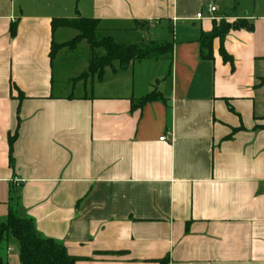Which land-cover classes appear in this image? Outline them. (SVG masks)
I'll use <instances>...</instances> for the list:
<instances>
[{
  "label": "crops",
  "instance_id": "obj_1",
  "mask_svg": "<svg viewBox=\"0 0 264 264\" xmlns=\"http://www.w3.org/2000/svg\"><path fill=\"white\" fill-rule=\"evenodd\" d=\"M78 17L172 59L115 64L108 87L68 78L76 49L50 54L76 36L52 22ZM221 20L249 27L226 37L232 63L219 41L202 61ZM263 79L264 0H0V223L32 219L76 264H264ZM19 254L9 236L6 264Z\"/></svg>",
  "mask_w": 264,
  "mask_h": 264
},
{
  "label": "trees",
  "instance_id": "obj_2",
  "mask_svg": "<svg viewBox=\"0 0 264 264\" xmlns=\"http://www.w3.org/2000/svg\"><path fill=\"white\" fill-rule=\"evenodd\" d=\"M244 21L229 22L221 20L214 22L213 29L202 32L200 44V60L212 61L214 59V43H220V55L224 62L232 63L233 59L225 50V40L228 34L234 30L248 28ZM58 29H70L77 32V36L69 43L52 46L51 58L53 59L65 48H76L78 44L87 42L92 50H103L102 55H96L90 62L89 69L77 81L97 78L102 81L107 69H114L118 64L121 69H127L132 63L145 60H171L173 45L171 43L150 44L148 47L125 45L118 43L112 36L101 38L100 21L88 18L55 19L52 22V31ZM13 34L15 27H13ZM264 84V79L261 81ZM162 101L156 91L133 104L134 109H141L145 105ZM17 140V134L9 140L11 165H13V147ZM9 236H13L19 244V257L21 264H76L80 259L71 256L63 244L53 239L42 238L36 231L32 219H21L11 212L6 222L0 223V264H6L3 250ZM166 264V263H161Z\"/></svg>",
  "mask_w": 264,
  "mask_h": 264
},
{
  "label": "rangeland",
  "instance_id": "obj_3",
  "mask_svg": "<svg viewBox=\"0 0 264 264\" xmlns=\"http://www.w3.org/2000/svg\"><path fill=\"white\" fill-rule=\"evenodd\" d=\"M205 12V10H204ZM66 32H64V39L67 41L72 40L75 36H77V32H75L74 30H70V29H66ZM141 29V33L145 34V31H143ZM99 36L101 38L104 37H108L110 36V33L108 31H106L103 27L100 28V32H99ZM147 39L146 38H141L140 42L142 43L140 45V47H145L148 46L149 43H147ZM76 50L74 52H69L65 51L63 53H61L59 55L58 58V62L57 65L58 66H63L64 65V69L65 70V74L68 75V78H73V77H81L84 73H86L89 69V63L91 62L92 58L96 55H102L103 54V50L101 49H96V50H92V48L90 47V45L87 42H82L81 44H78L77 47L75 48ZM61 75V74H60ZM57 76V77H60ZM106 77H105V81L103 83L104 87H108V86H113L115 85V83H117V81L115 80L114 75L112 74L110 69L106 70ZM84 80H88V79H84ZM95 83L98 85L101 84V82L98 81L97 76L95 77ZM118 80V78H117ZM85 83L82 82V84ZM88 85L92 83V78H90L88 80ZM89 85V86H90ZM80 92L75 91V94H79ZM88 93H90V91H88Z\"/></svg>",
  "mask_w": 264,
  "mask_h": 264
},
{
  "label": "built area",
  "instance_id": "obj_4",
  "mask_svg": "<svg viewBox=\"0 0 264 264\" xmlns=\"http://www.w3.org/2000/svg\"><path fill=\"white\" fill-rule=\"evenodd\" d=\"M217 11H218V9H217L216 7H214V6H210V7H209V13H210L211 15L217 13ZM198 19H199V20L204 19L203 14L200 13V14L198 15ZM213 20H214V18H213ZM160 141H161V142H165V141H166V137L161 138Z\"/></svg>",
  "mask_w": 264,
  "mask_h": 264
}]
</instances>
